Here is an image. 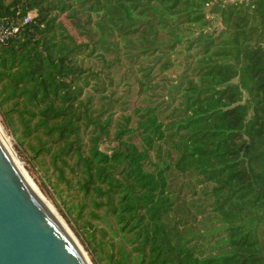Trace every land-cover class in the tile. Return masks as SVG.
Here are the masks:
<instances>
[{
	"label": "trees",
	"instance_id": "trees-1",
	"mask_svg": "<svg viewBox=\"0 0 264 264\" xmlns=\"http://www.w3.org/2000/svg\"><path fill=\"white\" fill-rule=\"evenodd\" d=\"M216 1L0 0V117L94 264H264V0Z\"/></svg>",
	"mask_w": 264,
	"mask_h": 264
},
{
	"label": "water",
	"instance_id": "water-1",
	"mask_svg": "<svg viewBox=\"0 0 264 264\" xmlns=\"http://www.w3.org/2000/svg\"><path fill=\"white\" fill-rule=\"evenodd\" d=\"M63 221L43 202L0 137V264H93Z\"/></svg>",
	"mask_w": 264,
	"mask_h": 264
},
{
	"label": "rangeland",
	"instance_id": "rangeland-1",
	"mask_svg": "<svg viewBox=\"0 0 264 264\" xmlns=\"http://www.w3.org/2000/svg\"><path fill=\"white\" fill-rule=\"evenodd\" d=\"M232 2V1H237V0H218L214 3V5H212L209 9L208 12V17L212 20V23L214 25L215 28H218L220 26V18H219V9L220 6L225 3V2ZM121 71H117V73H120ZM172 76L175 75L176 71H171L170 72ZM0 124L3 127V130L5 132V135L7 136V138L9 139L10 142V147L12 148V150L15 152L17 158L19 159V161L22 163V165L25 167V169L27 170L29 176L31 177L32 181L34 182V184L38 187V189L41 191V193L46 197V199L51 202L52 206L55 208V210L59 213V215L63 218V220H65V222L69 225V223L67 222L66 218L60 213V211L58 210L57 206L55 205V203L52 201L51 197L49 196V193L47 191V189L45 188L43 182H42V178L41 176L38 174L37 171H35V169L33 168V166L31 165V163L29 162L28 158H26V156L24 154H21L18 152V148H17V144L15 143L14 138L12 137L10 131L7 129V127L4 125V123L2 122V119L0 117ZM69 227L71 228V226L69 225ZM74 232V231H73ZM75 233V232H74ZM80 241V240H79ZM81 242V241H80ZM82 244V242H81ZM83 245V244H82ZM84 246V245H83ZM90 257V255H89ZM91 259V258H90ZM93 262V261H92ZM94 264V263H93Z\"/></svg>",
	"mask_w": 264,
	"mask_h": 264
},
{
	"label": "bare ground",
	"instance_id": "bare-ground-1",
	"mask_svg": "<svg viewBox=\"0 0 264 264\" xmlns=\"http://www.w3.org/2000/svg\"><path fill=\"white\" fill-rule=\"evenodd\" d=\"M0 137L2 139V141L4 142V144L6 145V147L8 148V150L10 151V153L12 154V156L15 158V160L17 161V163L20 165V167L22 168V170L25 172V174L27 175V177L30 179V181L32 182V184L35 186V188L38 190L43 202L50 208V210L56 215V217L58 218V220L63 224V219L60 217V215L57 213V211L55 210V208L52 206L51 202H49L46 197L41 193V191L38 189V187L34 184V182L32 181L31 177L29 176V174L24 170L22 163L19 161V159L17 158L15 152L12 150V148L10 147V142L9 139L7 138V136L5 135V132L3 130L2 125L0 124ZM71 234V233H70ZM89 263V262H88Z\"/></svg>",
	"mask_w": 264,
	"mask_h": 264
},
{
	"label": "built area",
	"instance_id": "built-area-1",
	"mask_svg": "<svg viewBox=\"0 0 264 264\" xmlns=\"http://www.w3.org/2000/svg\"><path fill=\"white\" fill-rule=\"evenodd\" d=\"M31 18V14H28L24 22H28ZM19 31V26L10 22V23H4L0 20V42L3 43L7 39H9L11 36H13L15 33Z\"/></svg>",
	"mask_w": 264,
	"mask_h": 264
}]
</instances>
